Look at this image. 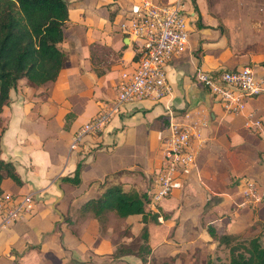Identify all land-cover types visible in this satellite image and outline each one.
Listing matches in <instances>:
<instances>
[{
  "label": "crops",
  "instance_id": "1",
  "mask_svg": "<svg viewBox=\"0 0 264 264\" xmlns=\"http://www.w3.org/2000/svg\"><path fill=\"white\" fill-rule=\"evenodd\" d=\"M71 1L65 39L58 44L67 57L56 79L39 86L17 80L0 111V159L13 165L21 181L4 177L2 192L35 193L31 214L0 230V264H142L134 255L111 256L130 223L139 233L147 229L154 259L175 257L197 242L208 244L204 226L220 232L227 213L251 215L256 202L258 209L261 201H246L240 188L242 175L263 169L249 155L264 149V95L250 97L242 113L227 114L195 75L246 64L264 75V0H182L189 36L165 64L169 92L122 103L100 131L73 146L75 131L114 100L120 72L136 64L135 44L112 25L130 16L140 0H103L93 7L90 0ZM220 25L231 27L228 36ZM248 115L260 121L259 128L245 127ZM170 122L197 129L196 155L179 170L170 196L145 204L155 219L143 223L110 211L97 216L83 207L111 185L147 192ZM77 165L79 184L61 182Z\"/></svg>",
  "mask_w": 264,
  "mask_h": 264
},
{
  "label": "built area",
  "instance_id": "2",
  "mask_svg": "<svg viewBox=\"0 0 264 264\" xmlns=\"http://www.w3.org/2000/svg\"><path fill=\"white\" fill-rule=\"evenodd\" d=\"M183 12L182 0H171L168 4L140 0L136 10L119 22V32L135 44L136 64L131 71L120 72L114 100L109 106L100 107L89 121L75 131L71 146L84 135L100 131L119 112L122 103L145 98L156 100L169 92L165 64L184 49L189 36ZM195 77L227 114L242 113L250 97L264 95V75H257L248 65L222 69L216 73L200 70ZM251 118L247 116L245 127L259 128L260 121ZM167 131L159 168L146 192L151 205L167 197L179 170L191 166L195 161L193 140L198 137L197 129L170 122ZM262 167L264 175V163ZM258 187L254 181L244 180L240 194L246 201H257L260 198ZM34 196V192L14 195L0 192V230L30 215Z\"/></svg>",
  "mask_w": 264,
  "mask_h": 264
},
{
  "label": "trees",
  "instance_id": "3",
  "mask_svg": "<svg viewBox=\"0 0 264 264\" xmlns=\"http://www.w3.org/2000/svg\"><path fill=\"white\" fill-rule=\"evenodd\" d=\"M68 1L71 0H0V111L8 98L9 90L15 87L17 80L24 78L26 82L39 86L56 79L65 58L58 44L65 39ZM1 131L2 128L0 134ZM251 152L249 159L255 160L254 166L258 161H264V149ZM78 171L79 165L72 175L61 177V182L78 185ZM4 177L16 185L21 183L13 165L0 159V192L3 191L1 181ZM177 177L178 174L175 176L171 192L176 186ZM241 178L252 180L257 185L263 183L262 171L256 167L250 176L245 174ZM260 196L258 209L252 212L261 217L258 223L260 227L255 231L254 227L251 228V234H217L212 225L205 226L209 237L222 244L228 251L226 263L209 259L205 264H264V191ZM147 202L146 192L138 193L133 188L124 190L121 185H111L106 187L98 198L88 199L83 207L90 208L97 216L107 211L118 218L139 216L145 223L148 218L155 219L154 214L144 209ZM121 255H134L142 264L150 263L152 257L146 244L144 227L141 245H138L136 250L128 245H121L111 254L112 258Z\"/></svg>",
  "mask_w": 264,
  "mask_h": 264
},
{
  "label": "rangeland",
  "instance_id": "4",
  "mask_svg": "<svg viewBox=\"0 0 264 264\" xmlns=\"http://www.w3.org/2000/svg\"><path fill=\"white\" fill-rule=\"evenodd\" d=\"M99 1V0H98ZM97 0H90V3H92V7L95 6L97 3H100L103 0H100L98 2ZM73 1H68L66 3V8L68 10H71ZM85 8V6H84ZM86 9V8H85ZM102 21V19L100 20ZM112 28L118 29L117 24H113ZM221 33H223L225 36L229 35V29L231 27H227L224 25L218 26ZM65 56V60H66ZM264 161H258L257 165L261 167ZM6 181L7 179L4 178ZM232 185H236V181L232 180ZM171 195V194H170ZM169 195V196H170ZM261 201V198L259 199ZM212 202H217L216 199H212ZM258 203V202H256ZM256 203L250 205L254 211L256 208ZM228 214V213H227ZM225 215L226 220L224 221V227H222V230L220 232H216L217 234H223V233H242L243 234H251V228L254 227V231L259 229V222L261 221V217L258 216L256 213H252L251 215H247L244 217L239 218H231V213L228 215ZM117 217V216H116ZM233 221L232 225H230V222ZM112 226L114 228L118 227V224L115 221H112ZM154 226L151 227V230ZM205 227V226H204ZM146 231V244L149 247L147 243V229ZM264 232V230H263ZM141 233H139L138 230L134 231L133 224L130 223L124 230L120 232L119 237L117 236V240L115 244V248L124 245V246H130L134 250L137 249L138 245H141ZM264 236V234H263ZM121 239V240H120ZM121 241V242H119ZM119 243V244H118ZM189 250L191 251H181L178 254L175 255V257H168V258H162V259H154V257L151 254L152 259L150 260V263L147 264H205L207 260L217 261V262H223L226 263L228 261V251L227 248L224 247L222 244H218L215 239L210 238L208 241V244L205 245L203 242H197L194 244V246L190 247Z\"/></svg>",
  "mask_w": 264,
  "mask_h": 264
}]
</instances>
